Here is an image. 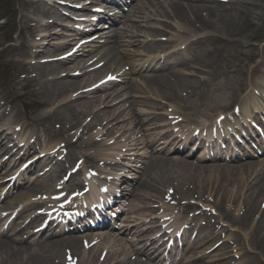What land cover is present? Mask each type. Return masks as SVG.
<instances>
[{
    "label": "bare ground",
    "instance_id": "1",
    "mask_svg": "<svg viewBox=\"0 0 264 264\" xmlns=\"http://www.w3.org/2000/svg\"><path fill=\"white\" fill-rule=\"evenodd\" d=\"M17 1L21 7L19 22L22 24L19 42L7 43L10 36L0 40V66L14 63L13 79L5 85V90L1 89L0 104L10 102L9 95L16 93L15 84L20 82L16 79L18 77L24 79L20 86L24 91L17 98L27 105L28 112L23 118L13 110L0 113V145H4L6 130L9 132L12 128L11 133H14L13 129L20 126L21 130L37 135V142L41 145L56 141L61 143L48 145V149L59 151L72 147L67 151L64 162L70 163L75 156H79L83 158L84 165L88 164L99 174H108L115 169L113 160L121 149L140 146L147 160L140 184L147 191L142 194L140 204L152 206L149 202L159 204L164 199L169 202L166 203L168 206L160 207V215L150 224L159 223L157 228L160 229V223L170 221L176 214L179 201H200L218 211L217 222L206 219L203 224L195 225V228L203 229L202 238H217V233H213L217 224H223L222 233L227 235L230 229L235 231L238 235L231 240L241 245L240 250H243V260L228 261L230 264H264V160L247 161L235 166L221 163L199 166L178 155L166 156L170 148L167 145L172 141L167 139L177 134L174 132L176 128H199L203 131L211 127L221 114H227L221 120L222 124L226 123L234 106L238 107L242 117L254 118L260 112L262 102L255 104L257 97L254 91L264 96V50L252 41L264 44V0H156L155 4L149 3L150 7L140 15L141 26L147 28L137 29L136 34L142 38L132 40L133 34L129 37L130 41H137L140 46L143 43L147 53H139L140 58L133 59L134 53L126 52V58L115 68L104 65L95 72L86 71L89 67L87 59H75L69 66L64 65L62 60L48 62V58L42 59L43 56L35 57L47 48L46 43H57L53 37L48 42L57 29L45 32L54 23V20H45L54 13V6L51 5L54 1ZM86 2L84 0L80 4ZM34 14H38L39 18L45 17L36 21L31 19ZM159 36H165L162 42L156 41ZM181 46L184 48L181 49ZM124 65H130L129 71L123 70ZM75 70L82 71V78L74 77ZM103 71L120 74V79L128 72L137 73L141 88L133 79L127 85L129 88L121 86L105 94L97 92L115 83L101 82L99 89L88 90ZM202 73L206 78H200ZM76 91H79L78 94L73 95ZM136 93H145L146 97L138 96V100L137 96H132L131 101L124 104L123 100L128 95ZM151 99L163 104L149 105L147 101ZM37 107L44 108L37 110ZM252 107L256 110L253 111ZM168 108L171 111L164 112ZM170 115L180 117V122L172 125V120L167 119ZM86 116L90 117L87 121L84 120ZM33 146L34 143L30 144L31 148ZM73 146H77L76 149ZM51 153L47 151V154ZM64 162L58 164L62 166ZM26 194L27 189H23L16 198L22 199ZM170 202H176V205L171 206ZM152 212L138 213L140 217L136 223L155 219ZM187 219L175 218L181 223H186ZM109 241L100 246H89L84 245L85 239L75 241L62 237L50 245L55 248V257L50 255L46 258L23 256L18 250L0 243V264H65L61 260V250H64V255L71 253L77 264H145L138 260L134 263L129 261L125 243L115 241L108 245ZM128 246L133 247L131 244ZM222 246H225L224 243ZM4 247L7 249L4 250ZM197 247H192L194 250L186 260L205 252L210 245L204 251L202 247ZM105 250L106 255L102 258ZM221 250L224 247L219 252ZM237 250L239 248L230 249ZM253 251L256 254H250ZM224 255L221 253V256ZM206 263L214 264L204 259L196 264Z\"/></svg>",
    "mask_w": 264,
    "mask_h": 264
},
{
    "label": "rangeland",
    "instance_id": "2",
    "mask_svg": "<svg viewBox=\"0 0 264 264\" xmlns=\"http://www.w3.org/2000/svg\"><path fill=\"white\" fill-rule=\"evenodd\" d=\"M1 3H3L4 7L0 8V12H3L2 14L5 15L4 17L6 18L7 24H9L8 22L11 21V20L18 21L19 20V15H20V9H19V5L16 2V0H1ZM0 17H2V16H0ZM6 25H4V26L0 25V33L4 32V30H5L4 27ZM12 33H13V31H12ZM252 43H254V44L258 43V46H262L263 47V48H259V49H263L264 50V44L262 43V41L258 42L257 40L256 41L253 40ZM202 77H204V76H202ZM14 104H16L15 108L17 110H19V113L22 115V113H23L22 104L20 102H18V101L15 102ZM213 201H214V203L216 202L215 198H213ZM213 201H211L212 204H213ZM184 203L185 202H182V205ZM198 210H200V209L198 208ZM202 210H205L204 212H206V213L212 212L211 209H208V208H203ZM251 253L252 254H256L255 252L254 253L251 252Z\"/></svg>",
    "mask_w": 264,
    "mask_h": 264
}]
</instances>
